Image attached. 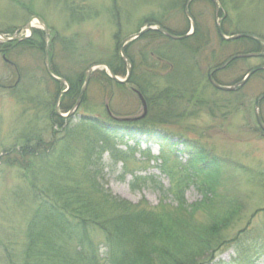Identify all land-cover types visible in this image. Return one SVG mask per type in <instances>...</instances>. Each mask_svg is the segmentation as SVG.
Listing matches in <instances>:
<instances>
[{"label":"rangeland","instance_id":"374dc122","mask_svg":"<svg viewBox=\"0 0 264 264\" xmlns=\"http://www.w3.org/2000/svg\"><path fill=\"white\" fill-rule=\"evenodd\" d=\"M185 1L0 0L1 37L29 35L25 25L33 16L40 17L48 27L42 52L18 48L13 58L0 53V264H9L10 257L20 261L26 221L34 206L31 191L12 164L16 156L6 150L22 144L29 131H41L44 140L48 139L49 131L46 111L27 102L20 105L14 97L34 101L44 97L52 101L57 88L44 65V51L49 55L52 44L55 45L52 62L66 75H73L83 66L107 63L114 66L120 62L115 76L124 79L128 65L132 67L133 77L122 86L106 87L100 75L102 70L108 73L105 67L92 71L80 99L82 104L71 116L92 118L106 134L102 141L91 143L94 152L90 156L86 141L71 140L70 145L76 151L67 157L71 165L83 167L93 160L92 168L95 172L98 168V175L111 194L140 210L149 207L161 210L165 216L176 215L179 220L171 223L185 236L197 237L200 229L204 233L217 232L225 242L236 237L242 243L264 240V132L256 122L254 105L256 98L264 93V73L251 75L233 91H221L207 79L208 71L219 58L212 59L205 53L192 56L193 41L165 39L151 44L149 39L137 38L124 46L129 62H124L119 53L121 41L143 27L164 26L176 33H188L191 23L183 12ZM217 2L220 15L226 19L220 17L226 36L241 33L247 27L264 38V0ZM70 7L83 9L81 19L71 17ZM188 11L198 31L206 35L207 44L216 54L221 52V59L226 56L222 62L241 53L240 47L234 44L218 50L212 2L192 0ZM31 24L32 31H43L36 20ZM1 37L0 42H4ZM156 45L166 52L168 59H162L163 71L148 75L144 65L158 64L156 59L147 57ZM260 65L264 61L257 57L236 59L217 71L214 79L220 85L231 86L241 81L249 69ZM17 69L23 75L21 78ZM83 81L84 78L82 84ZM19 82L15 92L20 87L23 93L16 96L10 87ZM148 83L173 88L179 94L178 100L166 102L165 107L146 105L144 118L128 120L142 114L141 104L129 88L136 84L147 88ZM67 84V81L62 84L61 91ZM61 99L58 112L66 115L73 103L67 98ZM259 111L264 122V98L259 103ZM57 116L61 122L68 118ZM141 126L152 134L147 135ZM185 142L190 145L184 146ZM193 143L218 164L219 168L211 176H203L209 168L207 163L199 166L204 172L198 175L188 168L186 155L189 154L185 148L191 151ZM202 181H207L206 194L198 188ZM178 188L183 189L187 204L193 206L189 212L176 209L172 193ZM225 215L227 222L221 220ZM241 230L244 232L237 236ZM87 234L94 247L103 245L101 230L92 227L87 229ZM234 255L231 243H225L217 253V260L230 262Z\"/></svg>","mask_w":264,"mask_h":264},{"label":"trees","instance_id":"16d2710c","mask_svg":"<svg viewBox=\"0 0 264 264\" xmlns=\"http://www.w3.org/2000/svg\"><path fill=\"white\" fill-rule=\"evenodd\" d=\"M82 12V8L70 7L72 18L81 19L79 16H82ZM220 17L224 16L219 13ZM159 27L177 36L186 33H176L164 26ZM220 28L224 35H228L221 25V18ZM240 31H243L241 33L256 34L263 38L262 35L247 27ZM32 33L29 38L22 41L0 42V53L13 58L18 48L42 52L45 46L44 31L34 29ZM138 39H149L151 44L152 42L155 44L170 38L157 30H147ZM178 41L183 43L193 41L190 45L192 56L205 53L211 55L212 59L219 58L213 67L220 65L226 57L221 59V52L215 53L216 51L207 44L206 35L198 31L196 24L192 34ZM53 42L54 38L51 44ZM232 44L240 47L241 53H264V46L258 40L238 38L228 41L223 40L218 34V50ZM158 45L153 50L151 49L152 51L147 55L149 59H156L158 62V64L154 62L150 66L144 65L148 75L163 71L162 59H168L165 56L166 52ZM54 46L52 44V51L50 50L48 53L49 69L54 76L67 81L68 89L62 95L61 100L67 98L71 104L73 103L68 109L70 110L79 95L83 85L82 79L85 80V71L89 66L83 68L82 65L83 67L76 70L73 75H66L52 62V58L55 57ZM17 52L19 51L17 50ZM257 59L264 61V57H257ZM119 60L121 59L119 58ZM107 65L114 75L118 74L116 70L121 66L120 62H116L114 66L110 63ZM17 71L21 78L23 76L21 71L19 69ZM258 73H264V69L254 74ZM100 75L107 85L106 87L116 84L122 86L121 83H116L111 79L105 70L100 71ZM132 77L131 73L130 79ZM49 79L57 88L52 101L44 100V97H39L36 101L30 98L14 97L20 105L27 102L38 106L41 111H46L49 131L46 140L43 139L41 131L38 133L36 130L29 131L22 144L6 150L7 153L11 152L16 156L11 160L12 164L20 171L21 178L31 191L34 205L26 221L20 261L10 257L9 264H264V240H254L255 243L246 240L242 243V240L236 237L225 242L224 239L217 236V232L204 233L202 230L200 232V229L197 231V237L192 234L185 236L178 230L177 225L171 223V221L179 220L176 215L171 218L161 214V210H152L149 207L140 210L141 208L137 209L130 202L111 194L106 188L102 176L98 175V168L95 169L97 172L92 168V165H95L93 160L87 162L83 167L71 165L67 157L76 153L75 148L70 145L71 140L86 141L87 150L91 151L90 156L93 154L91 143L102 141L106 131L104 132L100 126L94 124L92 118H87L84 115L79 118L69 116L64 122H61V119L55 114L53 106L62 89V84L50 77ZM19 85L20 82L15 87H10L16 96L23 93L20 91V87L15 92ZM146 86L147 88L136 84L135 88L142 94L148 106L165 107L167 106L166 102L178 100L179 94L173 92L171 86L169 87L172 89L164 88L165 86L160 88L149 83ZM24 110L28 111L27 108ZM141 128L147 132V135L152 134L145 127L141 126ZM141 128L134 129L143 131ZM41 130L43 131V129ZM61 131L63 132L58 133ZM183 145L188 146L190 142H185ZM191 147V151L185 148V153L189 154L186 155L189 158L188 168L197 175L205 171L204 177L211 176V173L219 168L215 159L195 143ZM204 163H207L206 166L211 168L201 170L199 166ZM207 181H202L198 187L205 194L208 192L206 190ZM172 197L176 209H183L180 210L181 212H189L193 208L185 201L182 188L175 189ZM221 220L227 222L228 218L225 215L221 217ZM92 227L103 232L102 246L99 244L94 247L91 237L88 236L87 229ZM243 232V230L239 231L237 236ZM225 243H231L235 252L230 262L217 260V253Z\"/></svg>","mask_w":264,"mask_h":264},{"label":"water","instance_id":"95a60500","mask_svg":"<svg viewBox=\"0 0 264 264\" xmlns=\"http://www.w3.org/2000/svg\"><path fill=\"white\" fill-rule=\"evenodd\" d=\"M192 0H186L185 3H184V7H183V12L184 14L186 15V17L190 20V23H191V29L188 33L182 35V36H175V35H172L170 34L169 32H167L165 29L159 27V28H152V27H143L141 28L138 32L126 37L125 39H123L119 45V53L123 59L124 62L127 63V57L124 53V46L140 37L145 31L147 30H150V29H154V30H157L158 32L164 34L165 36L171 38V39H174V40H177V39H184L186 37H188L190 34L193 33L194 31V28H195V25H194V21L188 11V6L190 4ZM212 2V4L214 5V10H215V19H216V30L219 34V36L223 39V40H236L238 38H251V39H255V40H258L260 41L261 43L264 44V39L255 35V34H251V33H237V34H234V35H231V36H225L222 31H221V28H220V24H219V18H218V14H219V10H220V7H219V4L217 2V0H210ZM32 20H36L39 25L43 28L44 32H45V35H48V28L47 26L45 25L44 21L38 17V16H33L31 17V19L26 23L25 27L26 29L29 31V35H25V36H22V37H14V38H8V37H1L4 41H9V40H15V41H22L26 38H28L30 36V34L32 33ZM250 57H264V53H241V54H235V55H232L230 56L229 58H227L223 63H221L220 65H218L217 67H214L212 69H210L207 73V79L209 81V83L215 88V89H218V90H221V91H233L235 90L236 88L242 86L248 79L251 75H253L255 72L259 71V70H263L264 69V65H260V66H256V67H253L252 69H250L248 71V73L244 76V78L239 81L238 83H235L234 85H231V86H223V85H220L218 84L214 78H213V74L219 70H222L223 68H225L229 63H231L232 61L236 60V59H240V58H250ZM44 65H45V70L47 72V74L53 78L55 81H58L59 83H66L65 80L63 79H60V78H57L55 77L51 72H50V69H49V60H48V55H47V51L45 50L44 51ZM105 67L109 73V76L117 83H127L128 80H129V77H130V74H131V66L128 65L127 67V72H126V76L124 79H119L117 78L110 70V68L105 65V64H97V65H92L90 66L87 71H86V77H85V81H84V84L81 88V91L76 99V102L73 106V108L66 114V115H62L58 112V104H59V99H60V96L66 91H62L59 93V95L57 96V99H56V103H55V113L56 115H59V116H62V117H68L70 115H72L74 113V111L77 109L78 105H79V102H80V98L82 96V94L84 93L85 89H86V86L88 84V81H89V78H90V75L92 73V71L94 70V68L96 67ZM130 91L138 98V100L140 101L141 103V108H142V114L138 117H135L133 119H128V120H140L141 118H144L145 115H146V111H147V106H146V102L143 98V96L141 95V93L136 89V88H133L131 87L130 88ZM264 98V93H262L261 95H259L256 100H255V119H256V122L258 124V127L260 130H262L264 132V123L261 119V115H260V111H259V103L260 101Z\"/></svg>","mask_w":264,"mask_h":264}]
</instances>
